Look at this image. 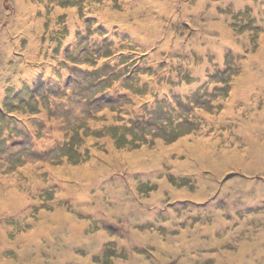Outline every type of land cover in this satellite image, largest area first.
I'll return each mask as SVG.
<instances>
[{
  "label": "rangeland",
  "instance_id": "374dc122",
  "mask_svg": "<svg viewBox=\"0 0 264 264\" xmlns=\"http://www.w3.org/2000/svg\"><path fill=\"white\" fill-rule=\"evenodd\" d=\"M25 4L0 0V264H264V0Z\"/></svg>",
  "mask_w": 264,
  "mask_h": 264
},
{
  "label": "bare ground",
  "instance_id": "6f19581e",
  "mask_svg": "<svg viewBox=\"0 0 264 264\" xmlns=\"http://www.w3.org/2000/svg\"><path fill=\"white\" fill-rule=\"evenodd\" d=\"M22 1V4H23V6H28V4L26 5L25 3H27V0H21ZM75 17H74V15L72 16V19H74ZM73 25H75V22H73L72 23Z\"/></svg>",
  "mask_w": 264,
  "mask_h": 264
}]
</instances>
